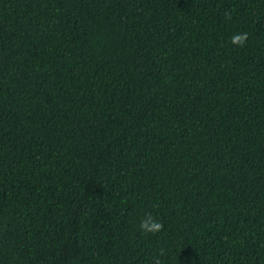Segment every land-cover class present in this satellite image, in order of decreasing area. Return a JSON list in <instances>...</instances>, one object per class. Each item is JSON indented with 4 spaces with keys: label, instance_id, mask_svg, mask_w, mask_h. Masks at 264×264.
Returning a JSON list of instances; mask_svg holds the SVG:
<instances>
[{
    "label": "trees",
    "instance_id": "16d2710c",
    "mask_svg": "<svg viewBox=\"0 0 264 264\" xmlns=\"http://www.w3.org/2000/svg\"><path fill=\"white\" fill-rule=\"evenodd\" d=\"M157 258L264 264V0H0V264Z\"/></svg>",
    "mask_w": 264,
    "mask_h": 264
},
{
    "label": "clouds",
    "instance_id": "9594fccd",
    "mask_svg": "<svg viewBox=\"0 0 264 264\" xmlns=\"http://www.w3.org/2000/svg\"><path fill=\"white\" fill-rule=\"evenodd\" d=\"M225 16L228 19H231V13L226 12ZM247 41H248L247 32L236 33L230 38L231 44L237 47H244ZM139 227L143 234H156L163 229V223L158 221L156 218H154L151 213H146L144 218L141 219ZM154 264H160L158 258L155 260Z\"/></svg>",
    "mask_w": 264,
    "mask_h": 264
}]
</instances>
